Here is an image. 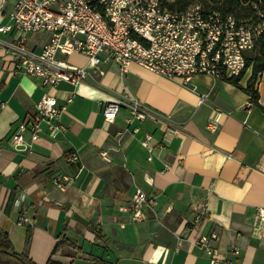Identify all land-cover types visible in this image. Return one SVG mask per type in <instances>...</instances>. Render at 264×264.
Segmentation results:
<instances>
[{
  "label": "crops",
  "instance_id": "0c3cea01",
  "mask_svg": "<svg viewBox=\"0 0 264 264\" xmlns=\"http://www.w3.org/2000/svg\"><path fill=\"white\" fill-rule=\"evenodd\" d=\"M14 2L0 0V25L10 23ZM12 37L11 30L0 32L1 39ZM47 40L46 33L27 35L31 47ZM59 56L89 65L84 54ZM12 69L0 49V228L15 251L37 264L49 257L72 264H209L195 241L215 231L219 264H264V220L257 216L264 208V71L256 105L227 80L199 73L184 83L135 62L126 71L100 63L79 84L60 81L53 88ZM45 90L64 105L63 130L52 137L43 126L33 142L25 131L14 144L11 133ZM115 99L120 106L107 119L104 107ZM133 100L151 116L127 121ZM147 133L150 152L141 144ZM69 153L77 162L67 160ZM56 175L71 181L56 186ZM137 187L152 198L141 220L128 208ZM21 216L29 219L22 226L15 223ZM61 233L74 247L53 254Z\"/></svg>",
  "mask_w": 264,
  "mask_h": 264
},
{
  "label": "built area",
  "instance_id": "2783aa9c",
  "mask_svg": "<svg viewBox=\"0 0 264 264\" xmlns=\"http://www.w3.org/2000/svg\"><path fill=\"white\" fill-rule=\"evenodd\" d=\"M170 1L15 0L10 23L0 25V32L11 30L13 37L10 40L0 38V49L12 62L13 73L22 71L38 77L48 88L60 81L75 86L90 72H98L100 63L107 62L117 63L122 71L127 70L130 62H135L184 83L199 73L223 80L239 75L245 65V53L253 49L255 39L264 33V19L222 16L200 2L191 3L182 10H172L167 5ZM257 14L264 15L260 11ZM30 33H46L48 40L39 48L31 47L27 44ZM71 53L86 55L89 65H73L59 56ZM119 106V99L109 101L103 110L104 117L112 119ZM129 110V122L151 116L137 100L131 102ZM63 111L64 105L58 103L57 95L45 90L34 104L33 114L18 124L10 140L20 144L23 132L28 131L33 142L40 136L43 126L55 137L64 128L60 122ZM164 126L171 129L169 125ZM208 127L215 130L217 122L210 119ZM150 138L147 133L141 140L149 152L152 151ZM99 155L105 157L106 151H99ZM66 158L70 162L78 160L75 153H69ZM69 181L71 178L66 176L53 178L59 187ZM24 197L25 193H20L13 205L19 206ZM151 201L152 198L137 187L128 207L131 218L143 219L144 207ZM257 216L264 220V208H258ZM28 220L27 216H21L15 223L22 226ZM216 238V232L211 231L195 241L206 250L209 264H219L221 260L212 244Z\"/></svg>",
  "mask_w": 264,
  "mask_h": 264
},
{
  "label": "trees",
  "instance_id": "16d2710c",
  "mask_svg": "<svg viewBox=\"0 0 264 264\" xmlns=\"http://www.w3.org/2000/svg\"><path fill=\"white\" fill-rule=\"evenodd\" d=\"M200 2L212 9L219 11L222 16L232 15L236 19L252 18L253 20L264 19V15L258 16L257 12L264 13V0H172L167 5L172 10H182L191 3ZM249 69L250 74L246 84L242 86L239 81L244 72ZM264 71V33L255 39V45L252 50L245 53V65L241 73L237 76H231L225 80L237 85L247 92L253 103H258V91L256 89V81L260 73ZM30 241V233L28 230L25 243L28 245ZM68 246L74 247V243L68 240L62 233L56 241L52 251L55 254L62 251ZM0 256L3 258L0 264H37L26 252H17L14 250L12 243L5 231L0 228ZM45 264H72V262H64L49 257Z\"/></svg>",
  "mask_w": 264,
  "mask_h": 264
},
{
  "label": "rangeland",
  "instance_id": "374dc122",
  "mask_svg": "<svg viewBox=\"0 0 264 264\" xmlns=\"http://www.w3.org/2000/svg\"><path fill=\"white\" fill-rule=\"evenodd\" d=\"M205 6H206V5H205ZM99 55L102 56V54H99ZM246 71H247V70H246ZM246 71H245V72H246ZM245 72H244V73H245ZM2 259H3V258L0 256V261H1Z\"/></svg>",
  "mask_w": 264,
  "mask_h": 264
}]
</instances>
